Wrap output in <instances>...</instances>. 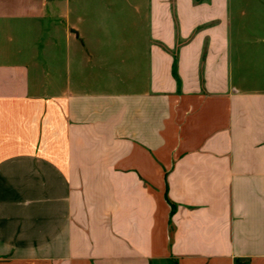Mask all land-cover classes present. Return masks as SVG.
<instances>
[{
    "label": "crops",
    "instance_id": "0c3cea01",
    "mask_svg": "<svg viewBox=\"0 0 264 264\" xmlns=\"http://www.w3.org/2000/svg\"><path fill=\"white\" fill-rule=\"evenodd\" d=\"M12 1L0 264H264V88L235 81L232 0L83 29L66 0Z\"/></svg>",
    "mask_w": 264,
    "mask_h": 264
},
{
    "label": "rangeland",
    "instance_id": "374dc122",
    "mask_svg": "<svg viewBox=\"0 0 264 264\" xmlns=\"http://www.w3.org/2000/svg\"><path fill=\"white\" fill-rule=\"evenodd\" d=\"M3 2L12 0H2ZM135 1H131L134 3ZM129 0H66L61 4L62 10L69 6L71 26L86 28L92 20H100L99 25L114 26L137 23L136 17L127 15ZM232 56L235 66V81L240 86L238 74L244 78L246 87L264 88V0H232ZM68 4V6H67ZM94 4V5H93ZM119 5V7H117ZM19 7V5H17ZM11 8V6H7ZM76 8L83 10L80 22L75 15ZM100 9V16L86 15V10ZM126 9V11H125ZM243 11V12H242ZM90 12V11H88ZM123 12V13H122ZM85 14V15H84Z\"/></svg>",
    "mask_w": 264,
    "mask_h": 264
}]
</instances>
